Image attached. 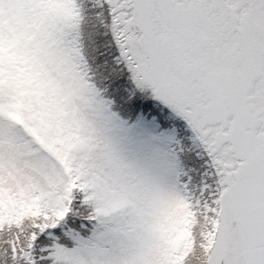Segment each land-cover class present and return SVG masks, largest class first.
<instances>
[{
    "label": "snow or ice",
    "instance_id": "obj_1",
    "mask_svg": "<svg viewBox=\"0 0 264 264\" xmlns=\"http://www.w3.org/2000/svg\"><path fill=\"white\" fill-rule=\"evenodd\" d=\"M0 264H264V0H0Z\"/></svg>",
    "mask_w": 264,
    "mask_h": 264
}]
</instances>
